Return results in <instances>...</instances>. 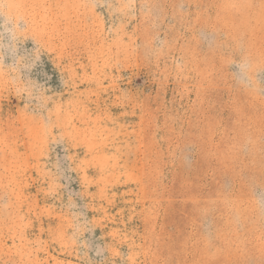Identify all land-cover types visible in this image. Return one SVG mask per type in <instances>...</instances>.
<instances>
[{
	"label": "rangeland",
	"instance_id": "374dc122",
	"mask_svg": "<svg viewBox=\"0 0 264 264\" xmlns=\"http://www.w3.org/2000/svg\"><path fill=\"white\" fill-rule=\"evenodd\" d=\"M264 0H0V264H264Z\"/></svg>",
	"mask_w": 264,
	"mask_h": 264
},
{
	"label": "clouds",
	"instance_id": "9594fccd",
	"mask_svg": "<svg viewBox=\"0 0 264 264\" xmlns=\"http://www.w3.org/2000/svg\"><path fill=\"white\" fill-rule=\"evenodd\" d=\"M257 205L261 213H264V197H257Z\"/></svg>",
	"mask_w": 264,
	"mask_h": 264
}]
</instances>
